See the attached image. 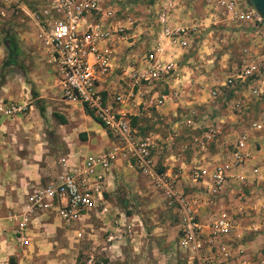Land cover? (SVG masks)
Returning a JSON list of instances; mask_svg holds the SVG:
<instances>
[{
	"label": "rangeland",
	"instance_id": "1",
	"mask_svg": "<svg viewBox=\"0 0 264 264\" xmlns=\"http://www.w3.org/2000/svg\"><path fill=\"white\" fill-rule=\"evenodd\" d=\"M154 2L104 0L102 7L111 10V19L115 22L130 23V29L125 31L127 33L133 32L138 24L133 38L140 41L148 31L155 32L152 24ZM176 2L172 23L186 28L194 27L189 36V45L178 49L175 69L164 78L180 79L183 76L182 81L173 83L179 87L180 97L159 107L147 101L139 103V117L131 118H136L137 134L151 137L154 143L152 154L158 170L165 169L177 174V186L196 196L202 204L198 211L203 218L208 207L212 206V198L186 185L190 168L197 164L223 162L232 148L236 133L247 125V121L251 117L264 118V23L254 17L245 23L230 20L215 2L207 0ZM49 8L50 0H0V23L6 24L13 32L18 47L17 62L22 67V70L13 66L3 69L1 91L5 97L0 103L26 101L30 105L36 99L40 100L44 109L43 139L49 135L47 130L50 124L47 121L53 119L50 102L56 101L59 92L55 68L47 62L34 16ZM140 46L139 54L143 51V46ZM0 47L4 50L3 62L6 50L1 43V33ZM132 48L135 49L134 46ZM121 60L115 73L121 72V65L125 63ZM244 65L253 68L252 75L246 80L233 79L231 85L225 84L226 77L235 74ZM158 82L150 85L157 86ZM255 83L262 86L258 94L250 92ZM213 90L215 95L211 94ZM235 101H238V106H233ZM166 104L172 105V109L164 113ZM261 132L264 134V130L258 133ZM252 145L251 148L255 150L253 154H260L264 158V142L258 146L254 141ZM116 167L127 179L114 178V190L107 194L108 200L117 210L136 215L143 229L135 237L134 246L127 244L121 256L111 258L110 263L183 264L178 253L174 252L175 214L162 192L137 170L127 167L125 162H117ZM119 182L124 184L121 188ZM248 186L250 188L242 186L244 189L241 191L244 195L252 191L256 197L258 192L251 189L255 184ZM258 188L261 193L264 192L263 184ZM204 202H208L207 207L203 205ZM38 220L42 221L41 225L38 222L31 229V241L27 247L18 246L11 236H2L0 264H83L89 253L94 254L95 264L108 262V253L101 250L104 238L102 230L105 227L101 220L91 216L82 226L72 227L63 225L52 216ZM74 229L81 232L80 237L74 235ZM257 240L253 235L243 237L239 247L238 242L232 241L235 248L241 250L239 256L235 255L238 263L234 264H260L256 261V254L264 247V240ZM248 241H252L249 243L253 246L245 250ZM244 254L245 261L240 258Z\"/></svg>",
	"mask_w": 264,
	"mask_h": 264
},
{
	"label": "built area",
	"instance_id": "2",
	"mask_svg": "<svg viewBox=\"0 0 264 264\" xmlns=\"http://www.w3.org/2000/svg\"><path fill=\"white\" fill-rule=\"evenodd\" d=\"M176 1L155 0L152 24L157 35L169 46L184 49L189 45L194 27L172 23ZM207 1L215 2L230 20L245 23L254 17L258 22L262 21L246 0ZM102 3L103 0H50V8L35 15L34 19L47 62L55 68L60 98L90 110L112 138V145L71 162L60 158V172L51 180L33 185L6 213V220L13 225L11 240L20 247H27L31 229L42 222L38 218L52 216L72 227L82 226L93 216L105 225L101 250L107 252L110 259L120 257L122 249L127 244H134L135 237L143 229L136 215L117 210L108 200L107 187L112 180V169L117 162H125L127 167L137 170L158 188L172 207L176 218L174 252L183 264H226L231 257L227 242L239 239L242 234L237 231L234 214L229 207L223 206L222 194L229 178L233 177L229 169L242 166L251 157V139L264 130V118L251 117L247 121V125L236 133L223 162L197 164L190 168L186 185L212 198V206L201 218L198 209L202 204L197 197L177 186V174L158 170L151 137L137 134L135 126L131 125V116L138 114V108L135 112L131 109L138 103L131 102V94L110 93L103 85L113 69L111 41L126 40L125 31L130 29V23L111 25L112 12L103 8ZM161 52L162 47L157 43L139 57L129 58L127 64L121 66L122 77L132 87L161 81L176 65L171 58L163 59ZM252 70L251 66H242L226 77L225 84L231 85L233 79L246 80ZM261 87L255 83L250 92L258 94ZM179 93L177 89L168 90L156 94L149 102L154 107L163 106L168 100L178 99ZM211 94L215 95V91ZM233 106H238V101ZM28 109L26 101L0 105V113L7 117L22 115ZM251 171L256 173V167ZM203 205L207 207L208 202ZM259 213L261 222L252 224L248 230L264 228V201ZM73 232L76 237L81 236L78 229ZM83 264H95L94 254L89 253Z\"/></svg>",
	"mask_w": 264,
	"mask_h": 264
},
{
	"label": "crops",
	"instance_id": "3",
	"mask_svg": "<svg viewBox=\"0 0 264 264\" xmlns=\"http://www.w3.org/2000/svg\"><path fill=\"white\" fill-rule=\"evenodd\" d=\"M110 20L111 25L121 24L113 19ZM136 27H138V24ZM136 27L133 32L127 33V39L130 38V40L114 39L111 41L113 69L106 76L103 83L110 93L119 91L131 94V102L138 103L134 109H131L132 112H135L137 108L139 109V103L144 101L150 103L149 100L156 95L157 91L165 93L172 89L178 90L179 87L173 83L183 79V76L180 79L169 80L166 78L156 83L157 86L145 84L132 87L130 82L122 77L121 73H115L118 66H120L118 61L124 60L125 63L121 65L124 66L129 58L139 57L157 43L162 47L160 56L163 59H178L180 49L169 46L156 32H145L146 35L140 41L136 40L138 38H133L136 35L134 34ZM139 43L143 46V51L140 54L138 53V50L141 49ZM3 57L4 50L0 47V65ZM1 86L0 100L5 97V94L1 91ZM57 94H59V97L55 98L56 101H51L49 106L53 110L50 112L53 119L47 121L50 124L47 130L49 131L47 138L43 139L42 137L44 109L41 115L36 103L37 99L29 105V109L22 115L7 117L0 113V240L3 235L10 237L13 229L12 223L5 218L6 213L19 203L25 192L33 185L51 180L60 172V158H66L68 159L67 162H71L85 154L112 145L109 134L85 112L83 106L78 103L65 102L60 98V93ZM169 109H172V105L166 104L164 113ZM139 113L136 114V118L139 117ZM254 141L260 146L261 142H264L263 132L253 135L251 143H254ZM252 146L255 149V145ZM253 149L250 150L251 157L242 166L229 169V174L233 177L229 178L224 188L223 206L229 207L232 214H234L237 231L242 234L239 239L233 241V243L238 242L236 243L238 247L241 246L240 242L243 237L253 235L254 239L258 238L257 241L264 240V228L257 231L247 229L252 224L257 225L261 222L262 216L259 213V208L262 201H264V192L261 193L262 191H259L258 188L260 184L264 186V158L259 156L260 154L254 155L253 152L256 149L254 151ZM252 167L257 169L254 174L251 171ZM118 177H121L123 181L126 178L115 164L112 169V180L107 187L109 192L114 190L113 180ZM229 182L233 184H229ZM119 184L121 187L124 185L122 182H119ZM249 184H255L251 189L255 190L256 193L258 192L256 197H254L252 191H249L248 195H244L241 191V189H244L242 186L250 188ZM240 196L243 198L241 199ZM249 242L252 243V241H248L246 247H244L245 250L253 246ZM233 243L231 241L227 242L231 257L228 258L226 264L238 263V258L235 255H238L241 250L238 247L235 248ZM261 249L256 254L258 257L256 261L260 264L264 263V247ZM245 256L246 254L240 255V258L245 261ZM107 259L108 262H101V264H111L110 258Z\"/></svg>",
	"mask_w": 264,
	"mask_h": 264
},
{
	"label": "trees",
	"instance_id": "4",
	"mask_svg": "<svg viewBox=\"0 0 264 264\" xmlns=\"http://www.w3.org/2000/svg\"><path fill=\"white\" fill-rule=\"evenodd\" d=\"M0 33H1L2 46L6 50V57L0 65V85H1L2 80H3V69L5 67L13 66V67L18 68L20 70H22V67L17 62L18 61L17 60L18 47L16 45V40L14 38L13 32L11 31V29L8 26H6V24L0 23ZM23 75H24V73H23ZM31 94L33 97L36 96L34 94L33 90H31ZM39 102H40V100L37 99L36 103L38 106V110H39V113L42 115L43 107H42L41 103H39ZM84 109H85V112L89 116H91L95 121H97L102 126V124L99 122L98 118H96L90 110H88L86 107ZM135 120H136L135 117L131 118V125L135 126V124H134ZM119 188H121L120 184H119ZM120 196L122 197L121 193H120ZM124 201L125 200L123 199L122 202H124Z\"/></svg>",
	"mask_w": 264,
	"mask_h": 264
},
{
	"label": "water",
	"instance_id": "5",
	"mask_svg": "<svg viewBox=\"0 0 264 264\" xmlns=\"http://www.w3.org/2000/svg\"><path fill=\"white\" fill-rule=\"evenodd\" d=\"M246 2L260 16L264 23V0H246Z\"/></svg>",
	"mask_w": 264,
	"mask_h": 264
}]
</instances>
